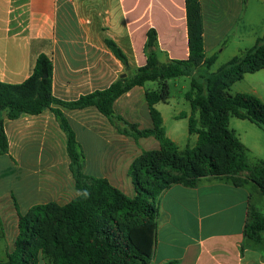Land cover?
<instances>
[{
    "label": "crops",
    "instance_id": "0c3cea01",
    "mask_svg": "<svg viewBox=\"0 0 264 264\" xmlns=\"http://www.w3.org/2000/svg\"><path fill=\"white\" fill-rule=\"evenodd\" d=\"M201 4L205 51L211 44L242 37L248 0H201ZM150 28L158 33L162 62L188 58L186 0H0V81L22 83L39 54L45 53L53 62V94L63 100L77 99L110 86L124 73L132 76L143 66ZM106 38L121 46L129 67L107 46ZM254 73L264 78V68ZM148 82L134 86L114 103L119 114L140 128L152 126L145 93L153 88ZM241 91L264 101V82ZM53 107L62 110L80 139L85 173L105 177L134 197L131 164L144 150L159 149L160 141L151 135L138 142L116 132L96 106ZM191 111L192 107L175 117L189 123ZM2 116L8 150L0 153V260H6L16 247L21 214L38 204H67L80 191L71 169L67 134L51 107L17 118L4 110ZM242 121L238 125L245 128L244 137H250V142L232 129L249 162H264L263 129ZM83 133L89 137L82 138ZM93 139L102 142L100 148L94 150ZM250 206L254 203L246 184L203 178L194 186L171 185L156 201V243L150 264H264V233L260 241L244 233ZM39 264L48 263L42 259Z\"/></svg>",
    "mask_w": 264,
    "mask_h": 264
},
{
    "label": "trees",
    "instance_id": "16d2710c",
    "mask_svg": "<svg viewBox=\"0 0 264 264\" xmlns=\"http://www.w3.org/2000/svg\"><path fill=\"white\" fill-rule=\"evenodd\" d=\"M189 56L162 62L158 52V33L147 31V61L132 76L119 78L104 89H97L74 100H63L52 91V59L39 54L31 75L22 83L0 81V153L7 152L8 138L2 112L10 118L38 114L51 107L68 137L71 169L80 194L67 204H38L20 215V232L15 249L0 264H150L156 243V201L176 183L194 186L205 175L233 176L248 172L249 180L264 195V162L252 165L238 134L229 125L230 117L247 119L264 130V101L255 94L229 88L246 73L264 68V35L256 43L234 56L215 72H209L218 55L207 56L201 0H186ZM227 42H224V44ZM111 51L126 66L127 54L112 38H106ZM198 68L208 69L205 82L194 76ZM191 76L186 93L192 111L188 116L189 133L197 134V143L181 149L167 132L159 102L170 98L169 79ZM157 81L159 89H147L146 101L152 126L140 128L115 108V101L134 86ZM96 106L116 132L137 140L155 136L160 148L144 150L131 164L130 174L137 194L131 197L105 177L85 173V153L76 132L62 110ZM230 181V180H228ZM245 185L243 181H230ZM244 233L260 241L264 233V214L250 206Z\"/></svg>",
    "mask_w": 264,
    "mask_h": 264
},
{
    "label": "rangeland",
    "instance_id": "374dc122",
    "mask_svg": "<svg viewBox=\"0 0 264 264\" xmlns=\"http://www.w3.org/2000/svg\"><path fill=\"white\" fill-rule=\"evenodd\" d=\"M247 14L248 19L245 20L243 18V22L240 26V33H242V37H238L236 35V37L229 39V41L225 44V40L223 42H220L219 44H211L212 47H209L206 51L207 56H211L214 53L218 55L215 63L209 69V72L217 71L221 66L227 63L234 56L240 55L243 50L252 47L256 43L257 39L264 35V0H248ZM211 40L214 41V39ZM207 73L208 69L198 68L197 70H195L194 76L198 79V81L205 82V76L207 75ZM258 74L259 73H247L245 75V78L236 82L229 88V92L235 94L237 91L243 92L241 90H249L250 86L252 85L255 86L262 84L264 82V78H262L261 75L257 76ZM191 81V76H179L171 78L169 80L171 92L170 98L168 102H159L158 108L163 112L165 116L164 125L169 132L170 138L174 140L182 150L185 149L187 145L194 146L197 143L198 139L196 134L189 133L188 121L186 118L175 117L179 112L183 110L187 112L191 110V103L186 97V93L191 90ZM147 86L153 89L159 88V84H157L156 82H148ZM239 122H243L242 119L236 116H231L229 125L231 128L236 129L237 132L241 134V136L245 139V128L239 127ZM261 131L264 135V131ZM84 137L88 138L89 135L87 133H83L82 138ZM245 140L246 142H250V137ZM263 142L264 141H262V143ZM93 144L95 146V150V148L101 147L102 142L100 140L93 139ZM203 178L243 181L250 189L251 200L254 203V208H257L264 214V195L262 194L261 189L257 187L255 183L249 180V174L247 172L236 173L233 176H227L224 174H210L205 175L200 179Z\"/></svg>",
    "mask_w": 264,
    "mask_h": 264
},
{
    "label": "water",
    "instance_id": "95a60500",
    "mask_svg": "<svg viewBox=\"0 0 264 264\" xmlns=\"http://www.w3.org/2000/svg\"><path fill=\"white\" fill-rule=\"evenodd\" d=\"M126 76V73L122 74L121 77H125Z\"/></svg>",
    "mask_w": 264,
    "mask_h": 264
}]
</instances>
